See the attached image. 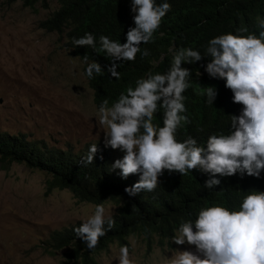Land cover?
I'll list each match as a JSON object with an SVG mask.
<instances>
[{
  "label": "trees",
  "instance_id": "16d2710c",
  "mask_svg": "<svg viewBox=\"0 0 264 264\" xmlns=\"http://www.w3.org/2000/svg\"><path fill=\"white\" fill-rule=\"evenodd\" d=\"M18 0H6L13 4ZM26 8L35 9L38 4L48 9V0H21ZM59 9L54 11L39 26L50 33H57L65 40L64 47L83 63V73L93 90V102L97 110L105 99L111 107L121 94H127L129 87L135 88L136 81L146 78L147 74H165L172 66L175 51L181 48L198 50L205 55L211 39L232 33L234 35L256 34L264 31V0H156L157 4L169 3L171 10L162 19L161 26L153 39L142 43L135 61H114L120 77L117 80L108 72L113 57L102 48L100 36L110 40L127 43V32L135 27L132 12V0H57ZM247 28V32L238 29ZM92 33L96 37L95 47H77L74 39ZM149 55L144 56V50ZM169 49H173L172 52ZM88 62H98L103 71L87 76ZM211 62L205 57L199 62H187L182 65L192 75L190 87L183 93L187 111L183 113L188 120L182 122L177 139L183 142L188 136L195 138L198 145L206 146L209 136L229 134L232 115L239 116L242 104L233 102L234 94L226 87V80L212 78L205 71ZM198 72L200 75H198ZM214 87L218 95L213 104H209L204 88ZM163 109L153 117V123L163 127ZM66 152L48 146L45 141L29 140L25 135L12 136L0 132V171H9L14 164H23L31 170L43 172L48 176L47 193L55 190H68L80 203L99 204L111 202L117 210L111 218L114 226L99 239L95 249L89 250L85 240L78 237L75 228L56 230L50 234L42 246L47 254L54 256L64 251L62 264H100L99 256L107 252L114 244L131 248L129 238L142 237L152 250L155 237L160 246L166 240L179 234L183 222L198 217L201 210L221 206L230 211H238L245 196L252 191L264 192V172L260 178L250 177L246 173L241 177L237 173L231 177L217 176L221 184L213 189L205 187L212 178L199 168L189 170L182 175L179 172L164 170L159 178V186L152 192L140 191L129 196L126 188L139 182L140 174L124 178L119 169H112L125 152L119 149H102L97 152L92 164H83L89 152ZM118 152V157L114 154ZM107 228V225H105ZM195 230V229H194Z\"/></svg>",
  "mask_w": 264,
  "mask_h": 264
},
{
  "label": "clouds",
  "instance_id": "9594fccd",
  "mask_svg": "<svg viewBox=\"0 0 264 264\" xmlns=\"http://www.w3.org/2000/svg\"><path fill=\"white\" fill-rule=\"evenodd\" d=\"M170 10L167 2L132 0L135 27L128 30L127 43L100 36L102 48L113 57L108 67L112 77L117 80L120 77L117 71L120 65L114 61H135L141 44L153 39ZM238 31L247 32L248 29ZM95 42L92 33L73 40L77 47L94 48ZM143 55L148 56V50L145 49ZM205 57L211 58L205 71L212 78L226 80V87L234 94L233 102L244 107L239 116H230L232 131L229 134H213L203 146L191 136L183 142L178 141L177 132L182 122L188 120L183 115L187 111L183 93L190 87L192 75L182 65L199 62ZM84 61L88 77L94 72H104L98 62H88L87 55ZM204 90L207 102L213 104L217 90L214 87ZM161 108L163 127L153 123L154 114ZM98 123L107 129L105 146L92 144L82 163L92 164L97 152L108 147L125 152L112 169H119L124 178L140 174L139 182L125 189L129 196L142 190L154 191L164 170L185 175L199 168L212 177L205 182L208 189L221 184L217 176L231 177L240 173L243 177L246 173L260 178L264 172V31L259 35L228 33L217 36L209 41L205 55L191 48L175 51L167 73H149L146 78L138 79L136 87H129L127 94H121L111 107L105 99L99 108ZM114 157H118V152ZM114 223L104 205L99 204L94 215L74 231L85 240L88 249L93 250ZM178 232L172 241L177 245H194L197 252L174 251L171 259L166 258L168 264H264V192H250L238 211L221 206L207 207L199 212L194 223H181ZM118 260L119 264H134L128 246L120 248Z\"/></svg>",
  "mask_w": 264,
  "mask_h": 264
},
{
  "label": "rangeland",
  "instance_id": "374dc122",
  "mask_svg": "<svg viewBox=\"0 0 264 264\" xmlns=\"http://www.w3.org/2000/svg\"><path fill=\"white\" fill-rule=\"evenodd\" d=\"M48 2V9H32L21 0H0V132L72 153L92 144L105 146L107 129L98 123L82 61L57 33L39 26L59 8L57 0ZM47 179L23 164L0 171V264H62L64 251L50 256L44 242L53 231L94 215V205L78 202L68 190L47 193ZM104 207L109 216L117 209L111 202ZM129 242L134 264H168L174 251L197 252L194 245L172 239L160 246L155 237L151 251L142 237L132 236ZM120 248L112 245L98 262L119 264Z\"/></svg>",
  "mask_w": 264,
  "mask_h": 264
}]
</instances>
